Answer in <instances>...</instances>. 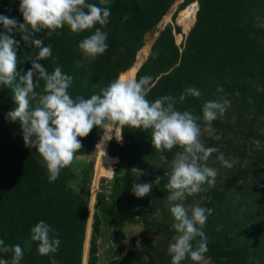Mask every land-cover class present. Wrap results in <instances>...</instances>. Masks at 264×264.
Listing matches in <instances>:
<instances>
[{
	"label": "trees",
	"instance_id": "16d2710c",
	"mask_svg": "<svg viewBox=\"0 0 264 264\" xmlns=\"http://www.w3.org/2000/svg\"><path fill=\"white\" fill-rule=\"evenodd\" d=\"M174 1L110 0L108 5H101L100 0H86L110 9L109 23L103 28L108 33L107 51L92 65L80 66L82 54L78 44L91 33L76 35L65 27L53 32L51 37L46 33L37 34L36 38H45L44 44L52 48V56L40 63L50 73L55 67H61L65 74L71 75L70 91L74 96L89 98L98 94L132 67L136 54L144 46L145 36L158 25ZM185 2L190 4L178 15L181 30L177 28L180 37L191 28L184 47L175 43L172 27L167 25L149 52H159L158 58L149 54L136 78L153 77L149 100L165 95L178 98L189 86L199 89L200 97H188L176 105L178 110L196 115H202V106L208 100L226 97L231 101L223 117L213 122L212 135L203 137L207 146L218 148L225 158L235 148V138L242 142L241 148L235 150L238 163L229 178L209 188L206 194L209 200L205 207L213 209V213L204 228L208 241L205 256L211 264H264V233H260L264 225V26L255 22V17L264 20V0H196L198 10L194 0ZM18 8L19 0H0V15L23 23ZM3 31L0 26V33ZM14 36L20 42L17 71L23 75L30 69V60L38 50L26 46L19 33ZM42 88L41 81L37 91ZM16 107L12 90L0 86V239L6 245L18 244L24 249L20 264H82L92 197L89 192L92 165L82 170L77 189L71 185L76 180L69 167L62 169L58 179L50 183L45 167L37 163L40 157L35 148L24 145L19 122L7 118L6 114ZM102 134L94 128L82 139L83 147L77 155L90 153L92 142ZM216 135L221 136L219 141L214 139ZM176 151L162 153L165 157L162 161L152 146L151 130L125 128L122 141L117 142L115 138L110 141L109 155L117 157L125 167L113 179L110 201H106L103 193L96 196L87 264L96 263L102 218L112 216L120 223L124 219L122 212L134 214L133 207L149 204L162 212L163 220L144 221L159 229L166 240L127 252L119 264L142 263L147 252H152L157 261H168L167 249L175 232L165 185ZM217 155L213 153L210 158V167L220 164ZM134 167L145 173L139 180L131 174ZM149 171L154 172L151 181L161 177L160 183L153 185L150 195L137 198L132 186L145 183ZM246 179H250V184L243 191L237 188L233 197L229 191ZM40 220L55 229L53 235L58 234L61 241L54 254L41 256L38 243L31 241L30 229ZM255 227H259V232ZM227 232L236 243H230ZM0 259L10 262L11 253H0Z\"/></svg>",
	"mask_w": 264,
	"mask_h": 264
},
{
	"label": "clouds",
	"instance_id": "9594fccd",
	"mask_svg": "<svg viewBox=\"0 0 264 264\" xmlns=\"http://www.w3.org/2000/svg\"><path fill=\"white\" fill-rule=\"evenodd\" d=\"M109 3L110 0H100L101 5ZM18 11L23 23H18L14 17L0 15V26L4 30L0 33V86L12 90L17 107L6 114L7 118L19 122L24 145L35 148L40 157L37 163L45 167L48 181L55 182L62 169L80 158L77 154L83 147L82 139L94 128L103 132L96 146L102 157L105 155L103 144L113 138L122 141L125 128L151 130L156 153L177 149L165 185L175 232L167 249L171 264H182L186 259L194 264H205L208 241L204 228L213 209L201 206L200 200L194 198L215 186L218 170L208 163L213 153H218L216 160L228 169L238 161H230L218 148L207 146L203 137L212 135L213 122L225 114L231 101L226 97L208 100L202 106V115H196L192 111L178 110L176 105L188 97H200L199 89L189 86L178 98L165 95L149 100L153 77L125 78L123 74L98 94L89 98L74 96L70 91L71 75L65 74L61 67H55L50 73L40 63L52 56V48L44 44L45 38L36 36L46 33L51 37L53 32L65 27L76 35L90 32L78 44L82 54L80 66H90L109 47L108 33L103 28L109 23L110 9L86 0H19ZM15 33L20 34L26 46L38 50L30 60V69L23 75L17 71L20 42L15 39ZM149 54L153 58L159 56V52ZM41 81L43 88L37 91ZM214 139L219 141L221 136L216 135ZM159 158L165 161L163 155ZM106 171L115 175L111 167ZM131 174L137 180L145 175L135 167ZM160 180L161 177H156L152 183H134V196L150 195L153 185H159ZM189 198H193L192 203L186 205ZM53 233L56 230L44 220L30 229L31 241L38 243L37 251L41 256L58 251L61 241L58 234ZM0 253H11V261L0 259V264H20L24 257L20 245L9 246L2 239Z\"/></svg>",
	"mask_w": 264,
	"mask_h": 264
},
{
	"label": "rangeland",
	"instance_id": "374dc122",
	"mask_svg": "<svg viewBox=\"0 0 264 264\" xmlns=\"http://www.w3.org/2000/svg\"><path fill=\"white\" fill-rule=\"evenodd\" d=\"M186 0H175L170 8L168 9L167 13L158 23V25L151 30L144 39V46L142 49L136 54L135 61L130 69L125 71L123 76L125 78H130L132 76H136L138 70L142 67L144 62L146 61L151 46L155 43L158 39L160 31H162L167 25L172 27V34L174 35V40L177 45L182 44L184 47L186 38L190 29L183 33V36L180 37L177 34V28L181 27L178 25V15L181 11L184 10L189 4L185 2ZM195 4L197 5L198 10V3L194 0ZM196 10V12H197ZM195 22V19H194ZM255 22L258 26H264V20L261 17H255ZM194 24V23H193ZM193 26V25H192ZM183 49V48H182ZM119 75V77L121 76ZM223 117V116H222ZM103 136V134H102ZM100 136V137H102ZM114 139V138H113ZM101 138L95 139L92 142L90 153L88 154H80L78 155L80 158L73 161V163L68 166L69 169L75 175V183L71 184L74 188L77 189L79 186L78 183L81 182L82 178V170L86 168L87 165H92V173L90 175L91 183L89 192L92 197L89 201L88 206V221L87 227L85 232V239L83 242V254H82V264H87L88 260V249L92 231V221L94 213L96 212L94 209L96 196L98 193H103L107 202L110 201L109 197L111 194V190L113 187V179L116 175L123 173L124 171V163H121L117 157H111L108 153V148L110 141H106L103 146L102 150L104 151L105 155L102 157L101 153L96 150L97 144H99ZM235 148H232L231 155L229 158H226L230 161L237 160V153L235 152L236 149L241 148V141L238 142V138L234 139ZM247 150L249 149V144L247 143ZM243 148V147H242ZM245 148V147H244ZM248 155H251L250 152H247ZM161 155V153H158ZM156 158H154L155 160ZM109 167L112 168L115 175L113 176L108 171H106ZM214 168L218 170V175L216 177V183L224 181L229 178L231 173L233 172L232 168L228 169L223 167L221 164L216 165ZM172 169V167H171ZM169 175L171 174L168 172ZM154 174V172H147L146 174V181L148 183H152L150 177ZM250 184V179L243 180L239 182L236 187L232 188L229 193L234 195V191L237 188H242L241 191L245 189L246 186ZM214 186V187H215ZM207 192L203 193L202 196L197 195L194 199L200 200L201 206L205 207V204L208 202ZM154 197L156 196L153 195ZM203 197V198H202ZM193 198H189L185 203L186 205H191ZM133 209L139 214H126V212H122V217L124 218L122 222L118 223L115 218L110 216L108 219L102 218L100 223V234L97 238V251H96V263L95 264H119V261L123 259V256L130 251L140 250L141 248H148L151 245H156L160 241H165V236L159 229L155 228L154 226H150L145 223L144 219L149 221L161 222L163 220L162 212L159 209H155L152 204H149L147 207L135 206ZM243 210V209H242ZM122 210L119 209L121 213ZM98 213V212H97ZM102 216L101 212L98 213ZM131 218V220H129ZM171 220V219H170ZM262 229L260 233H264V225H262ZM256 231L259 232V227H255ZM228 238L230 243H236L237 241L233 239L232 234L227 232ZM113 245V246H112ZM154 247V246H153ZM170 257V256H168ZM154 258L152 252H147L144 257V263L138 264H171V257L168 258V261H157ZM157 261V262H156ZM182 264H190L187 260H184ZM205 264H211L208 260L205 261Z\"/></svg>",
	"mask_w": 264,
	"mask_h": 264
},
{
	"label": "water",
	"instance_id": "95a60500",
	"mask_svg": "<svg viewBox=\"0 0 264 264\" xmlns=\"http://www.w3.org/2000/svg\"><path fill=\"white\" fill-rule=\"evenodd\" d=\"M87 231V230H86Z\"/></svg>",
	"mask_w": 264,
	"mask_h": 264
}]
</instances>
